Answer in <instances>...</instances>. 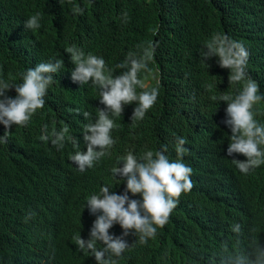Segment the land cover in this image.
<instances>
[{
  "label": "clouds",
  "instance_id": "9594fccd",
  "mask_svg": "<svg viewBox=\"0 0 264 264\" xmlns=\"http://www.w3.org/2000/svg\"><path fill=\"white\" fill-rule=\"evenodd\" d=\"M99 1L55 0L45 29L57 54L32 59L15 84L0 80V155L16 134L38 142L18 172L0 169V264H126L153 242L154 264H264V189L243 180L264 171V91L250 72L252 43L264 60V0H137L167 28L108 35L130 49L113 65L87 49L104 35ZM193 14L214 87L190 106L182 140L137 151L159 33ZM193 153L207 156L202 174ZM176 217L188 227L169 245L161 236Z\"/></svg>",
  "mask_w": 264,
  "mask_h": 264
},
{
  "label": "trees",
  "instance_id": "16d2710c",
  "mask_svg": "<svg viewBox=\"0 0 264 264\" xmlns=\"http://www.w3.org/2000/svg\"><path fill=\"white\" fill-rule=\"evenodd\" d=\"M136 1L100 0L96 7L102 9L99 17L103 21L104 35L87 49L102 53L109 65L122 61L129 53V47L117 44L116 37L124 38L128 35L134 22H141L151 28H167L163 16L159 17L152 7H135ZM230 1L224 0L226 3ZM236 1L240 4V0ZM54 3L55 0H0V80L15 84L18 81L15 74L32 59L57 54V51L50 47L55 43V37L45 29L52 17ZM182 7L191 10L187 6ZM226 12L234 13V9H227ZM29 14L36 19L40 29L36 25L25 29L23 24L28 20L25 16ZM175 26L178 29L173 34L161 32L157 38L155 50L160 52L156 53L158 62L155 67L158 69L159 83L154 96V107L149 111L145 123L146 129L138 133L137 151L157 145L169 147L175 141L182 140L189 132L187 111L190 106L205 97L206 88L214 87L196 56L202 36H196L201 31H196L198 24L195 15L193 20L184 19L182 25ZM230 26L235 34L240 35L233 21L225 22V28ZM112 33L116 37L108 38ZM252 54L250 72L264 91V60L260 43H252ZM224 90L225 86L221 92ZM207 120L213 130V121L210 118ZM37 145L36 137L16 134L9 150L0 155L1 171L18 172L23 164L32 161L29 155L35 152ZM193 159L199 173L206 171V155L193 153ZM243 180L264 189V171ZM183 221L188 220L174 218L161 238H167L166 243L171 245L173 240L168 239L181 235V229L188 227V223ZM186 247L192 250V241L186 242ZM157 249V242L145 248L135 249L130 253L126 264H154L153 255Z\"/></svg>",
  "mask_w": 264,
  "mask_h": 264
},
{
  "label": "bare ground",
  "instance_id": "6f19581e",
  "mask_svg": "<svg viewBox=\"0 0 264 264\" xmlns=\"http://www.w3.org/2000/svg\"><path fill=\"white\" fill-rule=\"evenodd\" d=\"M218 96H219V95H218ZM224 97H225V96H224ZM221 102H223V101H222V100H219V104H221ZM208 110H214V108H213V107H212L211 109L208 108L207 111H208ZM248 202H250V201H248ZM197 237H199V236H196L195 239H197ZM188 240L192 241V239H188ZM253 244H256V242H254ZM223 257H225V254H224ZM242 260H243V259H242ZM239 261H240V260H239ZM239 261H238V262H239Z\"/></svg>",
  "mask_w": 264,
  "mask_h": 264
}]
</instances>
